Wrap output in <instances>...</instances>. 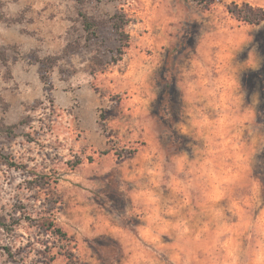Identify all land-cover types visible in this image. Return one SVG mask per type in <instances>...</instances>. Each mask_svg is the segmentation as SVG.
Masks as SVG:
<instances>
[{"label": "rangeland", "instance_id": "374dc122", "mask_svg": "<svg viewBox=\"0 0 264 264\" xmlns=\"http://www.w3.org/2000/svg\"><path fill=\"white\" fill-rule=\"evenodd\" d=\"M124 2L95 67L74 0H0V264H264V0Z\"/></svg>", "mask_w": 264, "mask_h": 264}, {"label": "trees", "instance_id": "16d2710c", "mask_svg": "<svg viewBox=\"0 0 264 264\" xmlns=\"http://www.w3.org/2000/svg\"><path fill=\"white\" fill-rule=\"evenodd\" d=\"M194 1L202 5L206 2L211 5L214 2V0ZM124 6V0H74L75 15L73 21L78 26H81L84 34L65 45L63 49L65 54L80 52L86 48L90 49L93 45H98V50L92 55L93 66L116 65L119 63L123 59L125 49L129 47L130 43V35L127 32L130 18ZM229 12L235 15L239 21L249 25H260L264 22V8L261 6H254L248 3L242 6L236 4L229 9ZM107 31L114 35L116 43L110 51V55L104 54L101 50L105 45L103 44L101 33ZM104 118L105 113H102V119L104 120ZM2 127L9 129L6 126ZM0 225L9 228L7 222L1 219ZM47 227V229H52V233L59 239H69L67 232L63 228L56 226L55 223L49 222Z\"/></svg>", "mask_w": 264, "mask_h": 264}]
</instances>
